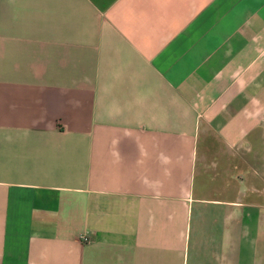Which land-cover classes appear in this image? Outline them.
Masks as SVG:
<instances>
[{"label": "crops", "instance_id": "0c3cea01", "mask_svg": "<svg viewBox=\"0 0 264 264\" xmlns=\"http://www.w3.org/2000/svg\"><path fill=\"white\" fill-rule=\"evenodd\" d=\"M0 264H264V0H0Z\"/></svg>", "mask_w": 264, "mask_h": 264}]
</instances>
